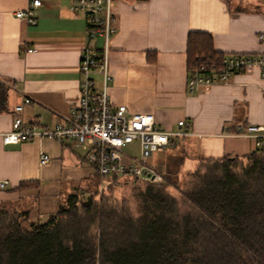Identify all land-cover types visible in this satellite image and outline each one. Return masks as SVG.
<instances>
[{"label":"crops","instance_id":"1","mask_svg":"<svg viewBox=\"0 0 264 264\" xmlns=\"http://www.w3.org/2000/svg\"><path fill=\"white\" fill-rule=\"evenodd\" d=\"M29 0H0V77L14 81L8 111L0 112V203L29 209L35 218L52 213L59 198L94 174L85 150L71 139L34 137L4 143L13 117L51 128L69 114L78 97L81 50L104 49L101 37L89 39L86 17L70 9L71 0H41L36 23L16 12ZM117 29L106 50L113 105L132 113H152L165 129L187 130L152 154L148 163L164 180L180 181L201 161L242 157L255 150L251 136L234 135L237 125L264 124V79L248 66L227 81L187 86V36L211 34L217 52L258 54L264 43V0H113ZM27 49H31L28 51ZM101 88L100 73L91 74ZM23 96L31 98L21 113L13 111ZM184 120L188 126L178 127ZM39 151L50 156L45 164ZM28 185L21 187V183Z\"/></svg>","mask_w":264,"mask_h":264},{"label":"trees","instance_id":"2","mask_svg":"<svg viewBox=\"0 0 264 264\" xmlns=\"http://www.w3.org/2000/svg\"><path fill=\"white\" fill-rule=\"evenodd\" d=\"M186 52L188 72L225 54L205 31L188 33ZM14 84L0 77V112ZM121 178L140 181L95 171L44 219L0 203V264H264L263 151L203 160L172 190L141 181L136 213L113 195L95 198L100 179Z\"/></svg>","mask_w":264,"mask_h":264},{"label":"built area","instance_id":"3","mask_svg":"<svg viewBox=\"0 0 264 264\" xmlns=\"http://www.w3.org/2000/svg\"><path fill=\"white\" fill-rule=\"evenodd\" d=\"M41 0H29L25 9L16 12L29 24L36 23L34 9ZM113 0H71L70 9L82 13L87 20L89 39L101 37L104 49L86 45L79 59L80 80L78 97L59 123L51 128H40L37 124L24 121L22 116L13 117L11 129L1 134L4 143H17L34 137H47L56 140L71 139L85 150L84 159L101 176L118 174L140 181L160 182L163 176L149 163L148 158L171 144L173 136L189 134L187 130H170L160 127L152 113H132L126 105H113L108 91L111 74L108 68L107 47L111 36L117 29V15L112 10ZM264 43V32L257 35ZM31 51V49H27ZM256 66L264 79V50L258 54H224L219 64L199 62L190 69L187 77L189 91L198 85H208L227 81L235 73L248 66ZM100 73L102 86L97 88L91 74ZM13 88V86H11ZM31 98L23 96L14 105L13 111L21 113ZM178 127L188 126L184 120L177 122ZM234 135L251 136L257 147L264 146V124L237 125ZM139 140L140 155L132 157L123 151V147ZM38 160L45 164L50 156L39 151ZM8 180H0V188H5Z\"/></svg>","mask_w":264,"mask_h":264},{"label":"rangeland","instance_id":"4","mask_svg":"<svg viewBox=\"0 0 264 264\" xmlns=\"http://www.w3.org/2000/svg\"><path fill=\"white\" fill-rule=\"evenodd\" d=\"M123 151L132 157H139L140 155L139 140L134 139L132 142L127 143L123 147ZM148 161H149V158H148ZM182 181L183 180L180 181V184L182 183ZM160 182H167V181L163 179ZM170 182L172 183L169 184V188L172 190L175 188L174 187L175 182H173L172 180ZM144 187H145V183L141 181L135 182V181L127 180L125 178H121L119 180H114V181H107V180L100 179L97 185V194L95 195V198L98 199L100 195L102 194L103 195H113L115 199L117 200H124L130 207V209L134 213H136L138 209V204H139V200L136 198V192L139 189H143ZM90 189L92 191L94 190V187L91 186L89 190ZM74 190L75 188L66 192L64 195H62V198L66 196L67 194L73 192ZM11 207H14V206H11ZM33 213L34 212H31V216H30L31 218H35L33 216Z\"/></svg>","mask_w":264,"mask_h":264}]
</instances>
